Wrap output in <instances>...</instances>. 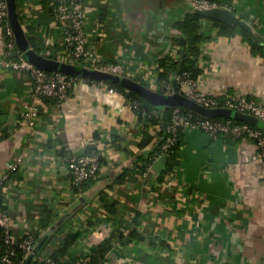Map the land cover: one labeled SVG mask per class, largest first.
<instances>
[{
	"label": "crops",
	"instance_id": "crops-1",
	"mask_svg": "<svg viewBox=\"0 0 264 264\" xmlns=\"http://www.w3.org/2000/svg\"><path fill=\"white\" fill-rule=\"evenodd\" d=\"M43 1L18 0L20 19L32 47L60 59L62 29ZM215 2L248 22L255 42L264 45V0ZM83 3L93 51L105 62L124 64V76L152 89L167 84L159 79V60L181 59V43L170 33L190 12L188 0ZM213 21L221 22L202 17V29ZM239 27L232 34L215 27L201 44L197 89L264 100V55ZM5 43L0 24V108L8 115L0 124V174L22 157L8 181L5 206L17 238H45L40 259L55 252L66 233L81 230L69 255L89 256L109 241L104 264H264V160L252 140L184 129L180 164L168 170V160L161 173L136 168L135 179L117 183L125 168L135 167L145 131L157 140L160 127L139 115L123 92L96 82L78 83L67 100L46 104L35 127L24 125L31 78L5 63ZM92 146L106 161L100 180L75 193L69 161ZM110 172L113 177L103 176ZM98 189L117 202L115 213L97 200ZM134 228L143 239L123 243L121 235Z\"/></svg>",
	"mask_w": 264,
	"mask_h": 264
},
{
	"label": "built area",
	"instance_id": "built-area-1",
	"mask_svg": "<svg viewBox=\"0 0 264 264\" xmlns=\"http://www.w3.org/2000/svg\"><path fill=\"white\" fill-rule=\"evenodd\" d=\"M193 9H209L219 6L216 2L209 0H188ZM56 5V20L62 29V52L61 60H72L76 64L92 67L123 75L124 64L119 62H105L95 51L88 46V39L85 30V15L83 0H53ZM6 0H0V24L5 36V63L14 70L24 71L31 78V93L28 102L25 104L22 116L24 125L35 127L46 106L47 99L62 103L73 93L75 86L80 82H90L88 79L64 74L61 72L43 71L31 64L23 54L17 49L13 30L7 18ZM179 89L182 93L206 107H228L237 111L252 114L264 121V100L254 98L238 97L229 95L218 97L209 95L197 89L196 80L189 73H179L176 77ZM105 85V83L100 82ZM107 85V84H106ZM110 90L117 89L111 87ZM172 92V85L168 84L167 92ZM135 109V107H134ZM184 129L201 130L211 138L221 136H248L253 138L259 153L264 160V131L248 123L233 119L218 120L215 118H203L181 107H173L172 120L168 127L169 136L157 154L156 159L163 155H170L171 147L176 142L177 132ZM22 157L9 165L7 171L0 174V227L5 230V242L7 244L16 243L23 248L27 255L31 254L37 244L33 234H28L23 238H17L13 233V228L8 211L3 208L5 205V195L8 186L7 179L18 170ZM69 173L72 183L80 186L88 179H96L99 175V154L97 152L83 153L73 157L69 161ZM11 250L8 253L0 254V264H11ZM49 264H54L46 258Z\"/></svg>",
	"mask_w": 264,
	"mask_h": 264
},
{
	"label": "trees",
	"instance_id": "trees-1",
	"mask_svg": "<svg viewBox=\"0 0 264 264\" xmlns=\"http://www.w3.org/2000/svg\"><path fill=\"white\" fill-rule=\"evenodd\" d=\"M210 2H215V0H209ZM44 6L50 11V13L53 15V17L56 19V13H55V7L56 5L53 4V0H44L43 1ZM202 17L198 14H196L193 11V8L190 9V12L188 15L180 20L177 21L174 26L171 29L170 36L171 38L177 42V44H180V36L185 37L186 43H185V57H184V63L181 70V73H189L190 76L194 79H196L197 75L199 74V69L196 66L198 54L200 52V46L204 42L208 41V39L211 38L214 28H219L220 32L223 34H232L235 33L234 27L239 26H230L226 25L221 22L213 21L212 27L202 29L200 21ZM238 31H242L245 36L248 37V39L252 42L254 45V48H257L259 50V53L264 55V45L258 44L255 42V40L249 35V33L242 29L241 27L237 28ZM235 29V30H237ZM182 53V50H180V55ZM179 60L176 61H167L165 58H161L159 60L160 67L163 69L159 74V79L161 81H166L167 84H165L160 90L167 92V86L168 84H171L172 82V74L176 70L178 66ZM90 82H96L92 80H87ZM100 83V82H96ZM111 87L117 89L118 91L123 92L133 107H135L136 112L139 115L145 114L147 116L148 122L158 125L160 127V133L158 135L157 140H154V135L151 133H148L145 131L144 136L141 141V148L142 152L138 155L136 158V164L133 169L125 168L124 172L121 173L116 177L117 183H124L127 180L135 179V173L136 168L140 169L141 171L145 172L152 168V165L154 161L156 160L157 154L161 150L162 146L164 145L167 137L169 136L168 133V127L171 124L172 120V108L159 110L155 108L153 105H151L149 102H147L145 99H143L141 96L136 94L133 91H128L125 88H122L118 85H110ZM2 88V84L0 83V90ZM55 100L47 99L46 102H54ZM218 120H225L226 118H215ZM238 122V121H237ZM183 131L180 130L177 132L176 135V142L171 147V153L169 155V162L167 169H172L175 165L180 164V158H181V148L184 145V138H183ZM201 131V130H200ZM203 132V131H202ZM220 138L224 139H231V140H240L241 138H248L252 140L255 144V140L253 138H249L248 136H240V137H234V136H221ZM97 152L99 154V175L96 179H88L84 181L80 186L73 185V191L75 193H79L81 191L88 190L89 188L93 187L99 180L100 175L102 173V169L105 166V160L103 157V153L98 147L92 146L88 153ZM14 172L10 177L15 174ZM163 174V173H162ZM165 174V173H164ZM164 174L160 177V181L163 180ZM7 179L6 182L9 181ZM97 200L104 204L105 208L110 213H115L118 210V204L116 201H112L110 199L109 194L106 192V190H97ZM3 208L7 210L6 206L4 205ZM139 217L140 213L137 214L135 218V223L139 224ZM83 231H70L66 233L63 237V241L60 244V247L50 254L48 258L50 261H52L54 264H104L106 260V255L108 251L111 249V244L108 242L103 243L99 248L91 255L89 256H74L69 255V252L73 245L76 243V241L79 239ZM5 230L0 227V254L2 253H8L11 250L14 251L12 254V263L11 264H25L26 259L28 255L26 254L25 250L21 247H19L18 244H7L5 242ZM35 239L38 241L41 239V236L38 233H33ZM133 239L141 240L143 237L141 234L137 231L136 228L132 229L127 235H121V241L123 243H127ZM29 264H49L47 260H42L38 257V253L35 254V257L30 261Z\"/></svg>",
	"mask_w": 264,
	"mask_h": 264
},
{
	"label": "water",
	"instance_id": "water-1",
	"mask_svg": "<svg viewBox=\"0 0 264 264\" xmlns=\"http://www.w3.org/2000/svg\"><path fill=\"white\" fill-rule=\"evenodd\" d=\"M6 4L8 13L7 18L14 33V39L17 49L31 64L43 71L61 72L64 74L79 76L96 82H103L109 85H118L122 88L127 89L128 91L135 92L159 110H164L172 107H181L182 109L203 118L233 119L236 121L251 124L264 131V121L252 114L237 111L228 107H206L180 91L178 83L176 81V77L181 72L184 63L186 39L183 36L180 37V43L182 47L181 59L176 70L172 74V92L165 93L161 90L152 89L144 85L143 83L124 75L104 71L97 68L82 66L80 64L74 63L72 60L65 61L57 58H51L38 52L34 47H32L26 30L21 22L18 0H6ZM193 11L204 18L221 21L229 25L236 24L242 26L249 32L254 40L258 41V37L254 32L252 26L248 22L237 16L231 9L227 7L216 6L204 10L193 9ZM7 118L8 115L2 114V109L0 108V124L5 123ZM168 160L169 156L163 155L154 161L152 168L156 172L161 173L165 168ZM108 175L113 177L114 172H110L109 174L106 173L103 176ZM44 241L45 238H43L36 244L33 252L28 255L25 264H29L30 261L35 257V254L39 252Z\"/></svg>",
	"mask_w": 264,
	"mask_h": 264
}]
</instances>
